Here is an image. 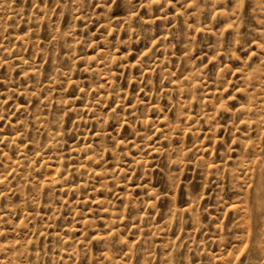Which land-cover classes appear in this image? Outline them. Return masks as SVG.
<instances>
[{"label":"rangeland","instance_id":"rangeland-1","mask_svg":"<svg viewBox=\"0 0 264 264\" xmlns=\"http://www.w3.org/2000/svg\"><path fill=\"white\" fill-rule=\"evenodd\" d=\"M264 0H0V264H264Z\"/></svg>","mask_w":264,"mask_h":264},{"label":"snow or ice","instance_id":"snow-or-ice-1","mask_svg":"<svg viewBox=\"0 0 264 264\" xmlns=\"http://www.w3.org/2000/svg\"><path fill=\"white\" fill-rule=\"evenodd\" d=\"M255 199H258L261 213L264 214V189L261 190V192L259 193V196Z\"/></svg>","mask_w":264,"mask_h":264}]
</instances>
